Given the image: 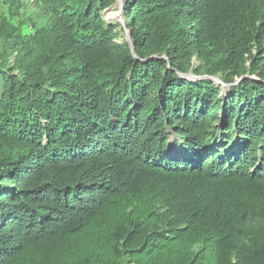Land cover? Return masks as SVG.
<instances>
[{"label": "trees", "instance_id": "trees-1", "mask_svg": "<svg viewBox=\"0 0 264 264\" xmlns=\"http://www.w3.org/2000/svg\"><path fill=\"white\" fill-rule=\"evenodd\" d=\"M7 1L0 264H264V0Z\"/></svg>", "mask_w": 264, "mask_h": 264}, {"label": "rangeland", "instance_id": "rangeland-1", "mask_svg": "<svg viewBox=\"0 0 264 264\" xmlns=\"http://www.w3.org/2000/svg\"><path fill=\"white\" fill-rule=\"evenodd\" d=\"M127 1L128 0H115L114 3L104 11L105 19L114 24H117L119 26L118 28L119 30L127 28L126 18L124 14V8L126 6ZM24 4L25 7H23L19 11L20 17L11 18L12 23L18 24L19 20L28 19L29 17H32V20H36L38 23L44 21V16L42 14V11L40 10V6L36 2L34 3V1L32 0H24ZM9 8H10L9 1L0 0V18L9 16ZM110 13H115L117 16L114 18H109ZM127 37H128L127 31L121 33V38L128 41ZM10 61L11 62L13 61L12 56L9 58V62Z\"/></svg>", "mask_w": 264, "mask_h": 264}, {"label": "water", "instance_id": "water-1", "mask_svg": "<svg viewBox=\"0 0 264 264\" xmlns=\"http://www.w3.org/2000/svg\"><path fill=\"white\" fill-rule=\"evenodd\" d=\"M127 39H128V42L130 43V45H131V49H132V51H133V53H134V43L131 41V35H130L129 32H128V37H127ZM183 76L186 77V78H188V79H198V78H201V77H199V76H197V75H195V74H193V73L183 74ZM205 77H207V76H205ZM214 79L217 80L218 78H214Z\"/></svg>", "mask_w": 264, "mask_h": 264}, {"label": "bare ground", "instance_id": "bare-ground-1", "mask_svg": "<svg viewBox=\"0 0 264 264\" xmlns=\"http://www.w3.org/2000/svg\"><path fill=\"white\" fill-rule=\"evenodd\" d=\"M117 15L115 14V13H110L109 14V18H114V17H116Z\"/></svg>", "mask_w": 264, "mask_h": 264}]
</instances>
